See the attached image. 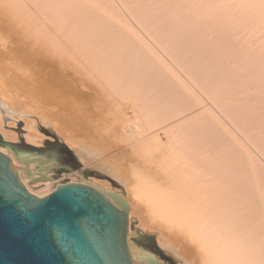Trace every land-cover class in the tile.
<instances>
[{
    "label": "bare ground",
    "instance_id": "6f19581e",
    "mask_svg": "<svg viewBox=\"0 0 264 264\" xmlns=\"http://www.w3.org/2000/svg\"><path fill=\"white\" fill-rule=\"evenodd\" d=\"M65 1L0 0L2 139L22 137L40 147L47 130L81 165L118 184L120 192L91 183L126 199L128 249L137 263L136 228L153 232L161 250L186 264H264V57L252 64L243 51L232 62L207 64L216 46H224L221 40L216 50L203 49L212 46L206 28L222 14L223 0L217 7L210 0H173L165 29L148 26L143 0L145 17L134 16L142 33L124 18L125 0L123 7L121 0L120 7L114 0ZM0 152L39 197L28 181L47 187L51 164ZM75 177L85 182L81 173Z\"/></svg>",
    "mask_w": 264,
    "mask_h": 264
},
{
    "label": "water",
    "instance_id": "95a60500",
    "mask_svg": "<svg viewBox=\"0 0 264 264\" xmlns=\"http://www.w3.org/2000/svg\"><path fill=\"white\" fill-rule=\"evenodd\" d=\"M126 199L88 183H65L39 198L0 152V264H140L128 249ZM142 264H186L153 232L134 236Z\"/></svg>",
    "mask_w": 264,
    "mask_h": 264
},
{
    "label": "rangeland",
    "instance_id": "374dc122",
    "mask_svg": "<svg viewBox=\"0 0 264 264\" xmlns=\"http://www.w3.org/2000/svg\"><path fill=\"white\" fill-rule=\"evenodd\" d=\"M65 1V0H64ZM113 1V0H112ZM119 1L120 0H114L113 2L115 3V5H117V6H119L120 7V5L123 7L124 5H125V8L127 9V7L128 6H130L129 8L131 9V11L128 13V15L127 14H125V11L124 10H126V9H124V10H121L122 11V13H124L123 15H125L124 16V18L125 19H128L127 21H128V23L136 30V31H138L139 33H142V31H140L138 28H137V25H139L138 23H137V25L135 26L134 24H135V22L136 21H134V19H136V18H134V16H137V11H138V13H140L141 12V14L142 15H144L143 17H145V14H144V11H148V12H146V13H148L147 15H148V17H145V19H146V21H147V24H148V26L150 25V27H153V28H164V26L167 28L169 25H168V19H167V11L168 10H170V9H172V7H174V4H175V2L173 1V0H166L165 2H167V3H165L164 2V0H154V1H152V0H146L147 2H148V4H147V2H145V0H144V2H145V4H146V6H147V8H146V6H145V8L146 9H144V11H143V3H142V1L143 0H137V1H135V0H125L124 1V3H128L127 4V6H126V4H124L123 5V0H121V4L119 5ZM140 1H141V4H140ZM162 1V2H161ZM214 5H215V7H217V5L219 4V2H220V0H217V4L215 3L216 2V0H215V2H214V0H210ZM210 1L209 0H206V2H208L209 3V5H211L210 4ZM228 1L230 2L229 3V5L230 4H232V3H235V4H232V5H230V6H228ZM66 2H69V0H66L65 1V3ZM73 2V1H72ZM151 2H152V4H151ZM155 2H156V4H155ZM173 2H174V4H173ZM247 2V3H246ZM256 2V3H255ZM260 2H261V0L259 1V0H243V2H242V0H235V2H234V0H223L222 2H221V4L219 5V13H222V14H218V12H217V14L218 15H216V18L217 19H215V17H214V19L216 20V22L217 21H219L218 22V24H215L216 22H214V19H213V23L214 24H211V26L210 27H208V28H206V32L208 33V35H209V38L205 41L206 43L208 42V45L207 46H210V44L212 45V46H210L209 48L208 47H204L203 49H205L207 52H209V50L213 47L214 49H215V46H216V44L218 45V43L222 40H224L223 42L221 41L220 42V45H221V43L222 44H224V46L222 45V46H216V47H218L217 48V50L215 51V52H217V53H213L212 54V58H211V60L210 61H207V64H210L209 62H212L210 65H214V64H219V62H220V60L221 59H224L225 58V61H230V62H232V61H234V60H232L233 58H235V60L236 59H240V58H242V57H244V55L246 54L247 56H248V58H250L249 60H247V61H249V63H259L260 62V59H262L264 56H262V54H264V48L262 49V46L264 47V41H262L261 42V40H263V36H264V34L262 35L261 34V31L264 29H262V24L264 23V19H260L259 17H264V11H263V8H264V0H262V2L261 3H263L262 5L260 4ZM171 3V4H170ZM225 3V4H224ZM242 3H244V4H246V6H248L249 5V3H250V5L248 6V8H247V10H246V6L245 5H243ZM144 4V5H145ZM149 4H150V7H149ZM171 5V6H168V7H166L167 5ZM242 4V5H241ZM255 4L257 5V8L255 9ZM156 5H158V6H156ZM166 5V6H165ZM222 5L224 6L223 7V9H222ZM236 5V6H235ZM260 5V6H259ZM7 6V3L5 2L4 3V7H6ZM162 6H164V7H166V8H161ZM242 6V7H241ZM263 8H262V7ZM135 7H139L138 8V10L135 8ZM148 7H149V10H148ZM158 7H160V8H158ZM229 7H233L232 9V12L231 13H229V9H231V8H229ZM262 9H261V8ZM129 8H128V10H129ZM150 8L152 9V10H150ZM242 8V10H240ZM162 9H163V12L162 13H160V11H162ZM253 9H254V15H253ZM128 10H126V12H128ZM235 10H236V12H235ZM239 10H240V12H239ZM244 10V11H243ZM247 12H246V11ZM152 11V12H151ZM159 12L160 13V15L157 13V12ZM164 11H165V14H164ZM224 11V12H223ZM150 12H151V14H150ZM156 12V13H155ZM236 14H238V15H235V13ZM261 12V15L260 14H258V13H260ZM132 13L134 14V15H132ZM155 14L157 15L156 17H155ZM161 14H162V16H161ZM255 14H258V17L255 15ZM146 15V16H147ZM229 15H231L230 16V19H228V23H224V22H222V20L223 21H225V22H227V18H229ZM251 15V16H250ZM263 15V16H262ZM130 16H132V17H130ZM160 16L161 17H163L162 19H160ZM225 16V17H224ZM239 16L241 17V16H243V17H246L245 18V20H244V18H242V20H241V18H239ZM158 17H159V19H158ZM70 18V17H69ZM69 18H66L65 20H67V21H69ZM148 18V19H147ZM154 18V19H153ZM231 18H234L232 21H231ZM253 18V19H252ZM255 18V19H254ZM258 18L260 19V21L258 20ZM153 19V21H152V23H151V20ZM166 19H167V21H166ZM220 19V20H219ZM255 20H256V22H255ZM162 21V22H161ZM156 23V25L154 24V23ZM162 24H161V23ZM167 22V24H165ZM229 22H230V24H229ZM246 22V23H245ZM248 22V23H247ZM249 22L252 24H249ZM261 22H263L262 24H260ZM210 23H212V21L210 22ZM236 23H238L239 24V26L241 27L240 28V30H238L235 26H236ZM256 23H258L259 25H257L256 26V24L254 25V24ZM229 24V25H228ZM237 24V25H238ZM245 24V25H244ZM248 24H249V27H248ZM140 25H142L141 23H140ZM139 25V26H140ZM153 25H155V27L153 26ZM159 25H161V27L159 26ZM167 25V26H166ZM228 25V28H226V26ZM234 25V26H233ZM261 25V26H260ZM264 25V24H263ZM208 26H209V24H208ZM213 26H216V27H213ZM225 27L224 29L223 28H220V27ZM231 26H233V27H231ZM219 27V28H218ZM245 28V29H243V28ZM250 28V27H252V28H250V31H249V29L248 28ZM257 27V28H256ZM264 27V26H263ZM229 28H234L233 29V31H232V29L231 30H229ZM256 28V29H255ZM260 28V29H259ZM165 29V28H164ZM207 29H209L208 31H207ZM237 29V30H236ZM246 29H248V31L246 30ZM254 29V30H253ZM258 29V30H257ZM212 30V31H211ZM244 30V31H243ZM254 32V34L253 33H251L252 31ZM261 30V31H260ZM216 31H218V32H216ZM223 31V32H222ZM226 31V32H225ZM232 31V32H231ZM235 31H236V33H235ZM244 33H243V32ZM245 31H247V32H245ZM256 31H258L259 32V34H258V32H256ZM144 32V31H143ZM211 33H213V35L216 37V38H211L212 37V34ZM221 33V34H220ZM242 33V34H241ZM257 33V34H256ZM262 33H264V31H262ZM156 33H153V34H151V35H155ZM158 34V33H157ZM162 34H164V33H161L160 32V35H162ZM228 34V35H227ZM244 34V35H243ZM246 34V35H245ZM255 34H256V36L257 37H255ZM262 36H261V35ZM230 35V36H229ZM233 35V36H232ZM250 35V36H249ZM258 35H260L262 38H261V40L258 38ZM194 38H195V36L194 35H192ZM213 36V37H214ZM219 36H221L222 38L224 37V39H222L221 37H219ZM227 36V37H226ZM244 36H245V38H244ZM259 36V37H260ZM188 37V36H187ZM190 37V36H189ZM188 37V40L190 39ZM218 37H219V39H218ZM231 37L234 39V41H233V39H231ZM239 39H238V38ZM242 37V38H241ZM255 37V39H253L254 40V42H253V40H252V38H254ZM193 38V40H191L192 41V43H195L194 42V39ZM228 38V39H227ZM237 38V39H236ZM250 40L251 39V42H252V44H253V46L250 48V46L252 45V44H250V41L248 40V39ZM258 38V39H257ZM210 39H213V41H210ZM215 39V40H214ZM218 41H217V40ZM235 39H236V43L234 44V42H235ZM241 39V40H240ZM227 40H229V41H231V42H229V41H227ZM240 40V41H239ZM243 40H244V46H246L247 47V49H245V50H242V48H243V46H240V48H239V45L240 44H242L243 43ZM259 40V41H258ZM190 41V42H191ZM248 41H249V43H248ZM258 41V42H257ZM205 42H204V44H205ZM227 42V43H226ZM233 42V43H232ZM241 42V43H240ZM210 43V44H209ZM215 44L214 46H213V44ZM230 43V44H229ZM238 43H240V44H238ZM259 43V44H258ZM195 44H197V43H195ZM202 44H203V42L201 43V41H200V44L198 43L197 45L200 47V49H202V47L203 46H205L204 44H203V46H202ZM227 46V48H226V46ZM233 45H234V47H233ZM237 45V46H236ZM243 45V44H242ZM250 45V46H249ZM260 45V46H259ZM229 46H232V47H229ZM236 46V47H235ZM223 47H225V48H223ZM258 47H260V48H258ZM221 48H223V49H221ZM236 48V50H234V49ZM256 48V49H255ZM224 49H225V51H228L229 53L228 54H230V57H227V56H225L224 54H226V55H228L225 51H224ZM211 50H213V49H211ZM233 50L235 51V53L233 52ZM241 51V52H239V51ZM257 50L259 51L258 53V59H256V53H257ZM220 51V52H219ZM243 51H247L248 53H245L244 54V52ZM237 52V53H236ZM243 52V53H242ZM250 52H252V54L250 55ZM239 56H238V55ZM237 56V57H236ZM249 56H251V57H249ZM259 56H261V57H259ZM211 57V56H210ZM216 57V60L215 59H213V58H215ZM218 58H220L219 60H218ZM232 58V59H231ZM217 61V62H215V61ZM254 60H256L257 62H255ZM254 61V62H253ZM263 62H264V59H263ZM262 61L259 63V64H261L262 63V65H264V63H263ZM262 68V67H261ZM264 71V68H262V71L261 72H263ZM125 103V102H124ZM125 104H127V103H125ZM128 109H124V113H126V111H127ZM130 111V110H129ZM128 111V115H127V117H130L131 116V112H129ZM129 113H131V114H129ZM133 116V115H132ZM7 122H10V120H8L7 119ZM17 132L19 133V134H22V133H24L23 131H22V126H20V124H19V127L17 128ZM42 132L47 136V140H45L44 141V144L43 145H41L40 147L39 146H33V144H27V142H25V139L24 138H22V137H20V139L16 142V143H12V142H8V141H4L3 139H2V137L0 136V147L1 148H7V149H9L10 151H11V153L14 155V156H18V154H23V155H31V156H33V157H35V158H39V159H41V160H45L46 159V161H47V163L49 164H51L50 166H49V172L46 174L47 176H49L50 178H52L51 179V181L50 182H46V183H49L48 184V186L47 187H44V188H38V187H36V185H34V184H39L40 183V181H38V182H36V183H33L31 180H29L28 182H30V186H31V188H33V190H34V192L41 198V197H44V196H46V195H48V194H50V193H52L55 189H56V187L55 186H59V185H61V184H65V183H81V182H83V181H81L80 182V180H78V178H76L75 177V174L76 173H81L83 176H84V180H85V182H83V183H88V182H90V183H88V184H91V183H97V184H101V183H108L109 184V186H110V188H111V190H113V191H115V192H120L121 190H119L120 189V187L119 186H117L118 184H116L114 181H112L110 178H108V177H106V176H104V175H102V174H100V173H98L97 171H94V170H90V169H88V168H86V167H84L83 165H81L80 163H79V161H78V159L75 157V155L73 154V152L72 151H70L64 144H62L61 142H58L57 141V139H56V137L52 134V133H50L49 131H47V130H42ZM49 138V139H48ZM51 139V140H50ZM57 141V142H56ZM119 152H117V154H115L114 153V155H116V158H121L120 157V154H118ZM113 154V153H112ZM45 158V159H44ZM122 159V158H121ZM52 160V161H51ZM54 161V162H53ZM53 162V163H52ZM55 163V164H54ZM128 164L129 163V161L127 160V161H124V164ZM52 166V167H51ZM35 171L37 172V173H39L40 171V166L39 165H35ZM49 174V175H48ZM40 175V174H39ZM39 175L36 177V178H34L33 177V179H37V180H39ZM90 179V180H89ZM92 181V182H91ZM98 187H101V186H98ZM139 229H135L134 230V233H136V231H138ZM134 236H135V234H134ZM134 236H133V241H134V243H135V239H134ZM156 242V241H155ZM156 245H157V243H156ZM136 246V245H135ZM158 246V245H157ZM159 247V246H158ZM161 249V248H160Z\"/></svg>",
    "mask_w": 264,
    "mask_h": 264
}]
</instances>
